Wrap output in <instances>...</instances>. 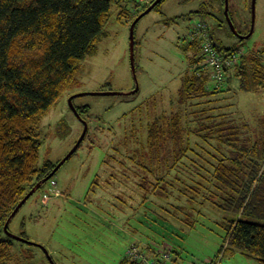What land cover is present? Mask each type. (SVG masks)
<instances>
[{"label": "rangeland", "instance_id": "obj_1", "mask_svg": "<svg viewBox=\"0 0 264 264\" xmlns=\"http://www.w3.org/2000/svg\"><path fill=\"white\" fill-rule=\"evenodd\" d=\"M111 1V17L95 53L85 59L75 84L40 121L37 167L59 163L67 156L83 133V122L85 137L52 178L59 196L54 197L50 183H45L10 221V234L36 245L13 240L6 264H130L126 256L130 247L153 258V250L162 251L163 242L172 248V264H258L239 253L218 255L226 246L219 224L225 216H234L219 211L203 195L217 194L210 181L218 160L229 152L219 144L218 131L236 128L240 142L260 138L264 90L241 93L234 77L227 86L230 91L223 94L180 100L179 90L189 70L194 71L188 64L191 55L183 50L191 26L206 23L220 52L234 48L244 54L260 52L264 50V0H256L254 28L246 40L232 34L222 0H164L135 27L138 92L124 96L101 93L126 94L135 87L129 27L138 12L134 6L131 17L118 20L123 7ZM122 5L132 8L130 3ZM250 6L251 0H228L229 17L242 36L250 31ZM261 56L264 59V52ZM85 93L93 95L73 101L76 107H87L79 119L68 99ZM173 116H179L182 129L177 161L171 146L169 151L161 150L158 158L150 156L147 127ZM157 181L167 193L151 191ZM193 188L200 193L189 200L188 190ZM145 196L148 202L141 204ZM176 207L185 208L176 212L180 218L184 213L196 217L199 212L203 216L199 226L183 234H149L160 208L174 213Z\"/></svg>", "mask_w": 264, "mask_h": 264}, {"label": "trees", "instance_id": "obj_2", "mask_svg": "<svg viewBox=\"0 0 264 264\" xmlns=\"http://www.w3.org/2000/svg\"><path fill=\"white\" fill-rule=\"evenodd\" d=\"M124 3H130L132 8H125ZM132 3L116 0L123 7L118 20L131 17ZM111 9V0H0V236H4L0 238V264H6L13 243L3 231L5 222L19 202L58 164L46 162L37 167L40 121L75 84L85 59L95 53ZM141 12L132 16L136 18ZM183 40V50L191 55L189 68L193 65L194 71L189 70L191 74L182 79L180 100L227 93L233 77L241 93L264 90L261 56L264 50L244 54L235 66L224 70L222 83L216 85L211 71L201 70L199 66V42L187 37ZM217 51L229 55L238 50ZM74 107L82 119L87 107ZM259 126L261 136L254 142H240L236 128L218 131L219 144L229 152L218 160L210 181L217 194L210 192L203 197L219 211L234 216L232 219L225 216L217 223L224 231L226 245L218 255L239 253L264 264V119ZM181 130L179 116L152 122L147 127L148 154L158 158L161 150L169 151L171 146L177 161L182 151L179 148ZM225 131L228 134L223 136ZM159 185L157 181L151 191L158 189L160 194L167 193ZM142 189L146 190L144 186ZM188 191L192 193L189 200L200 193L198 188ZM213 198L218 202H213ZM146 202L145 196L141 204ZM160 209L158 221L150 222L149 234H183L199 226L203 217L197 212L196 217L184 213L180 218L176 212L183 213L185 208L181 207H176L174 213ZM163 245L166 244L163 242ZM168 248L171 252L172 248Z\"/></svg>", "mask_w": 264, "mask_h": 264}, {"label": "built area", "instance_id": "obj_3", "mask_svg": "<svg viewBox=\"0 0 264 264\" xmlns=\"http://www.w3.org/2000/svg\"><path fill=\"white\" fill-rule=\"evenodd\" d=\"M128 1H133V6H135L134 8L136 12L142 11L151 2V0ZM186 37L189 40H196L199 42V66L201 70L209 72L211 71L213 81L216 83V85H220L222 83L224 70L235 66L239 62L240 58L244 55V53H242L240 50L229 55L218 53L214 40L211 37L210 29L203 21H197L195 24H193L189 31H187L185 38ZM49 183L51 185L52 195L54 197H58L60 193L56 189L55 181L51 180ZM48 197L50 196L43 195L44 199H47ZM161 249L163 250L160 252L152 249L153 258H150L147 257L143 252H139V250L133 246L127 250L126 256L131 263L136 264H172L173 262L168 246L163 245Z\"/></svg>", "mask_w": 264, "mask_h": 264}, {"label": "water", "instance_id": "obj_4", "mask_svg": "<svg viewBox=\"0 0 264 264\" xmlns=\"http://www.w3.org/2000/svg\"><path fill=\"white\" fill-rule=\"evenodd\" d=\"M162 1L164 0H154L142 13H140L131 23L130 27H129V60H130V71H131V74H132V77H133V80H134V83H135V87L134 89L131 91V92H128L126 94H123V93H111V92H108V93H101L102 95H116V96H124V95H132V94H135L136 92H138V84H137V80H136V69H135V58H134V33H135V27L136 25L138 24V22L144 17L146 16L148 13H150L157 5H159ZM255 4H256V0H251V27H250V31L247 35H240L230 17H229V14H228V0H223V7H224V16H225V19L229 25V28L232 32V34L239 40H246L248 39L252 32H253V28H254V20H255ZM84 95H93V94H76V95H72L69 97L68 99V104H69V107L71 109V111L75 114V116H77L79 119L80 116L78 115L72 101L77 98V97H81V96H84ZM84 124V130H83V133L80 137V139L78 140V142L75 144V146L73 147V149L67 154V156H65L55 167L54 169L50 172V174L48 176H46L45 178H43L41 181H39L31 190L30 192L19 202V204L16 206V208L13 210V212L11 213V215L8 217L7 221L5 222L4 224V227H3V231L5 233V235L7 237H9L10 239H13L15 241H19L21 243H25V244H31V245H36V244H32L30 242H28L27 240L23 239V238H20V237H17V236H14L12 234H10L8 232V226L10 224V221L12 220V218L18 213V211L21 209V207L29 200V198L35 194L45 183H47V181L52 178L55 173L58 171V169L75 153V151L78 149V147L80 146L82 140L84 139L85 137V134H86V131H87V126H86V123L83 122ZM45 253V255L47 256L48 260L52 263L51 261V258L49 257L48 253L46 252V250L39 246Z\"/></svg>", "mask_w": 264, "mask_h": 264}, {"label": "bare ground", "instance_id": "obj_5", "mask_svg": "<svg viewBox=\"0 0 264 264\" xmlns=\"http://www.w3.org/2000/svg\"><path fill=\"white\" fill-rule=\"evenodd\" d=\"M149 4H151V3H149ZM146 9V8H145ZM156 9V8H155ZM154 10V9H153ZM209 28V27H208ZM210 29V28H209ZM247 55V54H246ZM241 59V58H240ZM136 69V68H135Z\"/></svg>", "mask_w": 264, "mask_h": 264}, {"label": "flooded vegetation", "instance_id": "obj_6", "mask_svg": "<svg viewBox=\"0 0 264 264\" xmlns=\"http://www.w3.org/2000/svg\"><path fill=\"white\" fill-rule=\"evenodd\" d=\"M74 101V100H73ZM73 101H72V103H73Z\"/></svg>", "mask_w": 264, "mask_h": 264}]
</instances>
